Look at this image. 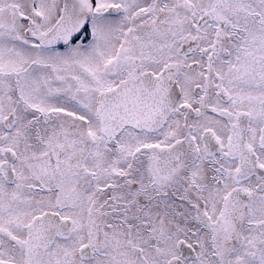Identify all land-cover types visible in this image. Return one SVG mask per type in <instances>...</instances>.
Wrapping results in <instances>:
<instances>
[{
	"label": "flooded vegetation",
	"instance_id": "flooded-vegetation-1",
	"mask_svg": "<svg viewBox=\"0 0 264 264\" xmlns=\"http://www.w3.org/2000/svg\"><path fill=\"white\" fill-rule=\"evenodd\" d=\"M151 1L81 59L121 1L0 0V263L264 264V0Z\"/></svg>",
	"mask_w": 264,
	"mask_h": 264
},
{
	"label": "rangeland",
	"instance_id": "rangeland-1",
	"mask_svg": "<svg viewBox=\"0 0 264 264\" xmlns=\"http://www.w3.org/2000/svg\"><path fill=\"white\" fill-rule=\"evenodd\" d=\"M113 1H121L124 5H125V9H127V13L128 15H126L127 17H129L128 21L123 20L125 17L122 16V19L114 17V18H98V20L96 21V39L95 42H93L90 45H85L84 47H81V50L79 49H72L70 53H66L65 56L67 57H80L81 59H88L90 56H96L98 54V56L105 57L108 55V53L111 51V47H115L118 46V42L115 41V39L117 38L116 36V32L118 33H122V30L124 28V24H128L129 22L132 23L133 25H137L136 29L140 28L139 25L137 23H141V22H146L149 17H150V10L149 12H146L148 9H145L144 11H140L136 14V11L138 9H140L142 6H149L152 5L151 0H100L101 5H104L107 2H111ZM46 0H38V3H40L39 5L42 6L43 4H45ZM190 2V1H189ZM171 2H169L170 4ZM189 6V5H188ZM41 8V7H40ZM184 10V9H183ZM53 9H49L47 11H45V15L47 17V20L44 24L45 28L46 26L49 25L50 20H52L54 17V12ZM132 13V14H131ZM132 15V16H131ZM132 17V18H130ZM179 17L181 18V16L179 15ZM124 23V24H123ZM4 34V33H3ZM105 36V37H104ZM181 39L186 36V34L182 36V34L180 35ZM164 38L162 40H167L165 38H169V36H167L166 34H164L163 36ZM141 39L143 41H149V40H154L153 36H149L147 35L145 32H143L141 34ZM171 39V38H170ZM173 41H175V38H172ZM12 45L10 39L8 38V36L6 34H4V36H2L0 34V67L1 68H6V67H14L16 65L15 61L17 60L18 57H10L7 58L5 57L6 55H4V52L8 49V47ZM14 47V45H13ZM16 47V46H15ZM23 50H25L24 47H22ZM91 50L93 52V54L91 53ZM94 50L95 53H94ZM26 51V50H25ZM159 52V58H164L165 55H167L168 52L165 53V51H158ZM35 58L38 59L39 61L43 62L46 61L47 59L50 58V56H54V54L49 55L48 53H43V52H35ZM57 56H61V55H57ZM42 69L40 68H32V70L30 71V74H32L33 76H37L40 75L42 73ZM23 95L26 97L25 92H23ZM28 98L30 99V102L41 107V108H47L49 106H52L54 104H59V102H62L60 100V98L58 97H48L46 96L45 93H43L42 95H39V93L34 96L30 94V91L27 93ZM42 101L40 103V100ZM126 140V139H125ZM125 145L122 144V150L124 149ZM93 150L96 152H98V160L96 161L94 160V162H100V166L99 169L103 168V166L105 164L103 163H107L109 162L108 160V156L113 154V152H109L108 150H104L103 146L101 148V146L99 145H94L93 146ZM126 150V148H125ZM124 150V151H125ZM118 153H122V152H118ZM93 162V163H94ZM105 169L107 168H111L110 165H106L104 166ZM36 213V212H34ZM13 233H17V231L14 229ZM167 241L169 242V245L172 241V238H167Z\"/></svg>",
	"mask_w": 264,
	"mask_h": 264
},
{
	"label": "water",
	"instance_id": "water-1",
	"mask_svg": "<svg viewBox=\"0 0 264 264\" xmlns=\"http://www.w3.org/2000/svg\"><path fill=\"white\" fill-rule=\"evenodd\" d=\"M65 6H64V12H63V16H61L60 21L57 23L56 27L53 29V31L51 32V38H60V37H69L70 35H76L77 33H79L80 29H81V25L77 26L75 28L74 31H69L66 28L71 25V18H73L76 14H78L76 11L72 10V8L70 7V4L65 2ZM86 17V16H85ZM88 18L85 19V21H87ZM79 27V28H78ZM48 39H50V37H48ZM47 39V40H48ZM0 264H4V263H0Z\"/></svg>",
	"mask_w": 264,
	"mask_h": 264
},
{
	"label": "bare ground",
	"instance_id": "bare-ground-1",
	"mask_svg": "<svg viewBox=\"0 0 264 264\" xmlns=\"http://www.w3.org/2000/svg\"><path fill=\"white\" fill-rule=\"evenodd\" d=\"M125 9V8H124ZM114 14H115V12H114Z\"/></svg>",
	"mask_w": 264,
	"mask_h": 264
}]
</instances>
